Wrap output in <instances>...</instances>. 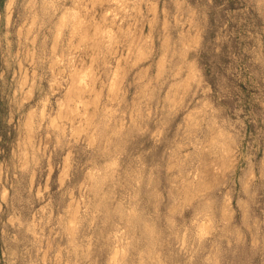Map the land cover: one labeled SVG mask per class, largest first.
<instances>
[{
  "label": "clouds",
  "instance_id": "obj_1",
  "mask_svg": "<svg viewBox=\"0 0 264 264\" xmlns=\"http://www.w3.org/2000/svg\"><path fill=\"white\" fill-rule=\"evenodd\" d=\"M0 264H264V0H0Z\"/></svg>",
  "mask_w": 264,
  "mask_h": 264
}]
</instances>
